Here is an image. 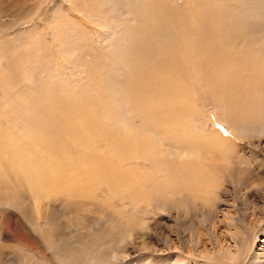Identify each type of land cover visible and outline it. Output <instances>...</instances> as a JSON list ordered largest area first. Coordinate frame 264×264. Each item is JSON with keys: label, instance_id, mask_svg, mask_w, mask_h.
<instances>
[{"label": "rangeland", "instance_id": "1", "mask_svg": "<svg viewBox=\"0 0 264 264\" xmlns=\"http://www.w3.org/2000/svg\"><path fill=\"white\" fill-rule=\"evenodd\" d=\"M153 1L0 0V147L8 141L0 164L17 149L38 156L36 169L46 170L42 158L61 164L58 185L44 193L26 182L27 166L19 188L11 178L12 189L0 186L20 200L0 201V264H264V0H161L151 12L156 30L146 21ZM193 40L198 54L178 62L181 85L189 83L179 93L184 113L149 118L145 99L136 113L130 84L141 68L172 42ZM211 42L223 58L208 52ZM209 71L239 84L230 108L214 97ZM66 118L81 141L70 130L65 148L50 128ZM133 131L140 145L154 142V157L136 155ZM104 133L113 141L102 142ZM128 144L130 164L121 160ZM100 162L127 182L103 180Z\"/></svg>", "mask_w": 264, "mask_h": 264}, {"label": "bare ground", "instance_id": "2", "mask_svg": "<svg viewBox=\"0 0 264 264\" xmlns=\"http://www.w3.org/2000/svg\"><path fill=\"white\" fill-rule=\"evenodd\" d=\"M156 5H154V6H151V7H148V18L146 19V21H147V24H148V26L150 27V28H153L154 30H156L155 28L158 26V22H156V21H154L153 19L155 18V15L154 14H151V12L152 11H154V10H156L155 9V7L160 3V5H161V3H162V1L160 0V2H156L155 0L153 1ZM159 8H162V10L165 8V6L164 7H159ZM175 17L177 18V15H175ZM168 18H169V21L172 23V17H169V16H167V15H165V20H168ZM202 19V18H201ZM179 21V20H178ZM196 21V20H195ZM176 23V22H175ZM200 23H203V20H200ZM163 25H164V23H162ZM168 24V23H167ZM192 24V23H191ZM183 25V28H184V24H182ZM134 27V26H133ZM185 27H186V24H185ZM135 28V27H134ZM152 29V30H153ZM195 29V28H194ZM212 32H214V31H212ZM138 35V34H137ZM186 35H187V33H186ZM194 35H195V30H194ZM161 36V35H160ZM199 36H201V34H199ZM205 36H206V34H205ZM199 39V37L196 39V40H198ZM201 39V38H200ZM203 39H204V35H203ZM202 39V40H203ZM206 39H207V37H206ZM192 40V39H191ZM189 41H190V39H189ZM191 42H193V43H191V44H184L183 45V43H179V42H176V43H171L170 44V46L168 47H164L162 50H160L159 52H157L156 54H152V56H154V57H157L156 58V61H155V63H151V64H149V65H146V66H144V67H142L141 68V71L138 73V75H137V81L132 85V83L130 84V86L132 87V88H135L136 89V97H134V98H132V101H134V103H137L136 105H137V107H138V109H137V111H136V113H139L140 111H141V108H144V102L142 101V100H146V103H148L150 106H151V110L150 111H146V116L147 117H149V118H151V117H156V116H162V115H164V112L166 111V110H171V109H173L174 108V110H175V115H177V113H179V114H183L184 113V110H180V108L178 107V105H179V102L178 101H180V99H179V93H180V91L181 90H183V89H186V86H188L189 85V83L188 84H186L185 82V84H182L181 85V79L184 77V75L186 74L185 72V69L183 70V69H181L179 66H181V65H179L178 64V62H179V60H182V57L183 58H187V56H186V52H188V54H189V52H196L195 51V40H193V41H191ZM198 42V41H197ZM196 42V43H197ZM202 42V41H201ZM179 43V44H178ZM207 43V42H206ZM212 44L211 45H207V47H208V49L210 50V51H208V49H207V51L209 52V53H215V52H219V55L221 56V58H223L225 55H223V51L225 50V49H223L222 50V46L220 45V44H215V43H213V42H211ZM217 43V42H216ZM210 44V43H209ZM204 45H202V47L201 48H198L197 50L202 54V52L205 50V47H203ZM161 47V46H160ZM206 47V48H207ZM129 51V50H128ZM140 53H141V51H140ZM204 53V52H203ZM144 54H146V53H144ZM196 54H198L197 52H196ZM195 54V56H197ZM147 55V54H146ZM151 56V57H152ZM191 58L193 57V58H195L194 56H193V54H191L190 53V55H189ZM206 56H207V54H206ZM189 57V58H190ZM185 58V59H186ZM132 59H134V58H132ZM190 60V59H189ZM210 62V64H209V66L211 65V66H216L215 65V63H214V61H209ZM264 63V62H263ZM207 65V64H206ZM135 67H137V66H135ZM202 67V66H201ZM207 67V66H206ZM261 67V66H260ZM197 68V67H196ZM199 68V67H198ZM205 68V67H204ZM211 69H212V67H210ZM217 69H218V67H216ZM262 68V67H261ZM203 69V68H202ZM263 69V68H262ZM206 71H207V69H206ZM256 71V70H255ZM260 71V70H259ZM211 71H209V73H210ZM222 72V71H221ZM224 72V71H223ZM218 73H220V72H218ZM263 73V72H262ZM208 74V73H207ZM211 74H212V72H211ZM209 75V74H208ZM212 75H214L211 79L213 80V82H214V88L212 89V93H213V95H214V97L216 98V99H219L221 102H225V104L227 105V107L228 108H230V103H229V101H231V99L233 100V99H235L234 97L237 95L236 93H233L232 92V90H233V87L236 89V90H238V87H236L237 85H239L238 83H235V82H224L223 81V79H220L218 76H217V74H212ZM210 76V75H209ZM255 78V77H254ZM127 79V78H126ZM130 79H131V77H130ZM136 79H134V80H136ZM254 81V80H253ZM180 86V87H179ZM253 86V85H252ZM122 95V94H121ZM186 98V97H185ZM131 104H133V103H131ZM84 105V104H83ZM48 108H50V107H48ZM79 108V107H78ZM80 109V108H79ZM106 109V108H105ZM82 110H83V108H82ZM85 110V109H84ZM86 110H87V107H86ZM47 111H49V110H47ZM88 112H89V110H88ZM101 112V111H100ZM103 113H105L104 112V110L102 111ZM101 112V113H102ZM43 113H46V112H43ZM80 113V112H79ZM82 113V112H81ZM171 113V112H170ZM169 113V114H170ZM89 114V113H88ZM87 114V115H88ZM141 114V113H140ZM46 115H47V113H46ZM101 115H103L104 116V114H101ZM100 115V116H101ZM142 115V114H141ZM145 115V114H144ZM81 116H82V114H81ZM84 116H86L85 114H84ZM91 116V114H89V116L88 117H90ZM143 116V115H142ZM145 116V117H146ZM184 116V115H183ZM44 117V119H45V116H43ZM86 118L85 117V121H86V124L87 125H89L91 122H93V120H92V117L89 119V118ZM95 117V115L93 116V118ZM98 117V116H97ZM101 118H102V116L101 117H99L98 119H100V120H98L97 118H96V120H98V121H100V122H102L101 121ZM104 118H106V116L104 117ZM104 118H102V120L104 119ZM143 118V117H142ZM171 118V117H170ZM170 118H168V119H170ZM43 119V118H42ZM67 120H65V121H62V120H60V121H57V123H55V124H52L51 125V128H50V130H51V132H54V136L55 137H57L59 134H61V136H60V138L61 139H63V140H65V142H64V147L66 148V147H69V146H71V134H69L70 133V130H72L73 131V138H72V140H74V141H76L77 139H78V135H79V133H77V131L79 130V129H77L76 128V123L74 124L75 126H72V124H71V122H70V119H69V121H68V118H66ZM72 119V118H71ZM145 119V118H144ZM152 119H154V118H152ZM172 119V118H171ZM95 120V119H94ZM175 120V119H174ZM180 120V119H179ZM72 121V120H71ZM78 121V120H77ZM105 121V120H104ZM171 121V123H172V120H170ZM79 122V121H78ZM82 123H85V122H83V121H81ZM81 122H79V123H81ZM97 122V121H96ZM146 122V121H145ZM79 123H77V125L79 126ZM97 123H99V122H97ZM105 123V122H104ZM157 123H158V121H157ZM156 123V124H157ZM170 123V124H171ZM181 123V122H180ZM71 124V125H70ZM93 123H91V125H92ZM100 124V123H99ZM106 124V123H105ZM145 124V123H144ZM86 125V126H87ZM91 125H90V127H91ZM101 125V127L102 126H104V125H102V123L100 124ZM148 125H149V123H148ZM152 125H155V122L153 121V124ZM151 125V126H152ZM173 126L172 127H174V125H180L179 123L177 124V121H176V124H172ZM150 126V125H149ZM150 126V127H151ZM156 126V125H155ZM154 126V127H155ZM178 126H176L177 127V129H178ZM89 127V126H88ZM159 127H161V126H159ZM176 127H174V128H176ZM183 127V126H182ZM187 127V126H186ZM92 128V127H91ZM93 128H95V126L93 125ZM104 128H107L106 126L104 127ZM153 128V127H152ZM156 128H158V127H156ZM162 128V127H161ZM160 128V129H161ZM173 128V129H174ZM83 129V128H82ZM89 129L90 128H88V129H84V131L85 130H88L89 131ZM96 129V128H95ZM168 129V128H167ZM94 130V129H93ZM105 130V129H104ZM107 130V129H106ZM106 130H105V132H106ZM157 130V129H156ZM162 130H163V128H162ZM161 130V131H162ZM183 130V129H182ZM95 131V130H94ZM100 131H103V128H102V130L100 129L99 130V132ZM108 131V130H107ZM158 131H159V128H158ZM164 131H165V128H164ZM168 131V130H167ZM172 131H174V130H172ZM178 131V130H177ZM90 132H92V130L90 131ZM98 132V133H99ZM104 132V131H103ZM134 132V131H133ZM56 133V134H55ZM102 133V132H101ZM100 133V134H101ZM135 133V132H134ZM131 133L130 135H128V133H127V135H128V137H126V138H128V140H129V143H131L130 142V140H132L133 139V141L135 142L134 143V146L136 145V146H140L139 148H137V150L139 151V153L138 154H136L138 157H142L143 158V155H144V157H147V156H145V155H147V153L150 151H152L153 153H154V151L156 152V150H157V148H156V145H153L154 144V142H151V141H148L147 140V138L143 141V143H142V145H140L139 143H138V140H139V138H137V135L139 134L138 132L137 133ZM163 134H164V132H162ZM68 134H69V136H68ZM51 135V134H50ZM90 135H92V134H90ZM95 135H96V133H95ZM115 135V134H114ZM177 135V134H176ZM104 136V137H103ZM102 136V138H103V140H102V138H101V140H102V142L103 141H113L112 140V137L111 136H109V134L108 133H104V135ZM2 137V136H1ZM0 137V138H1ZM92 137H93V135H92ZM99 136H97V138H98ZM124 137L125 136H122V140H125L124 139ZM138 137H139V135H138ZM186 137L187 136H181V134L179 135L178 134V136H177V140H180V141H182V142H184L185 144H188V142H187V139H186ZM52 138V137H51ZM69 138V139H68ZM97 138L95 139V137H94V139H95V141L97 140ZM189 138V137H188ZM90 139H91V136H90ZM90 139H89V141H90ZM94 139H92V140H94ZM3 140V139H2ZM1 140V141H2ZM53 140H55L54 138H53ZM53 140H51V141H53ZM121 140V141H122ZM151 140V139H150ZM184 140V141H183ZM79 141H81V138H80V140H77L76 141V143L77 142H79ZM88 141V142H89ZM95 141H93V142H95ZM4 142V143H3ZM3 144L1 145L2 147H0V149H5V147L7 148L8 147V143H6V142H8V141H5V140H3ZM31 142H33V143H38V144H41V145H45V138H43L41 141L38 139V140H31ZM54 142V141H53ZM97 142V141H96ZM100 142V141H99ZM62 143H63V141H62ZM80 143V142H79ZM85 143H86V140H85ZM115 144H116V142H114ZM128 143V142H127ZM78 144V143H77ZM112 144V143H111ZM118 144V143H117ZM117 144H116V146L115 147H117ZM132 144H133V142H132ZM132 144H128V145H126V146H128L129 147V149L127 148V147H125V146H122V148L123 147H125V148H127L128 150L126 151V154H124V155H122L123 157H122V159L121 160H123L124 159V161H126L127 160V162H128V164H130V161L128 160V159H133L132 157H133V152H134V146H132ZM157 144V143H156ZM89 148H91L90 147V145H89V143H87L86 144ZM121 146V145H120ZM57 147V146H56ZM63 147V148H64ZM52 148H53V146H45L43 149L45 150V151H47L48 153H51V150H52ZM58 148V147H57ZM88 148V149H89ZM119 148V147H118ZM117 148V149H118ZM153 149V150H152ZM155 149V150H154ZM20 149H17V150H15L14 152H13V154H14V156H12V158L10 159V160H7V162L8 163H5L6 165H3V164H0V165H3V167L0 169V170H2V172H4V175H1V173H0V186H2V187H6V185L8 186V187H10V185H8V184H6L7 183V181L11 178L12 180H13V183L16 185V187L17 188H19L20 186H21V184L24 182V178L21 176H18V174H20L21 172H23L24 173V171H23V169L22 168H24V166H27V169H25V172L27 171L28 172V175L26 176V182L28 183V182H31V183H29V184H37L38 185V188L39 189H43L41 192H45V191H47V186H51V187H54V185L56 186V185H58L57 184V181L55 180V178L53 177V175L55 174V173H58V171L61 169V164H60V160H59V163H58V161H56V159H54V158H48V159H44V158H42L43 159V161H40V165L41 166H44V168H46V170L45 171H42V169H36L37 168V160L39 161V158H37L36 159V154H34V153H32V155L30 156V157H28L27 159H25V157L23 156V154H21L22 152H20V153H18V151H19ZM67 150H68V148H67ZM85 151V150H84ZM118 151V150H117ZM121 151H122V149H121ZM159 151V150H158ZM123 152H125V151H123ZM152 152L150 153L151 154V156H153V154H152ZM65 153H66V151H65ZM64 153V154H65ZM68 154V153H67ZM66 154V155H67ZM85 154V153H84ZM120 154V153H119ZM156 153H154V155H155ZM65 155V156H66ZM90 155V154H89ZM38 157V156H37ZM91 157V156H90ZM138 157H134V158H138ZM154 157V156H153ZM69 158V157H68ZM117 158V157H116ZM115 159V158H114ZM145 159V158H144ZM149 159V158H148ZM3 161V159H0V163ZM120 161V160H119ZM35 163V165H33L32 163ZM62 162V161H61ZM97 163V162H96ZM101 164H100V169H99V171H100V175H103V180H106L107 182H108V180H112V182L113 181H115L117 184L121 181V180H123L122 182H124V180L126 181V179H125V177H123V175L121 174V173H123L121 170V173L119 172V170L117 169L116 171H117V173L114 175V178L113 177H108V175L104 172L106 169H105V166L102 164V162H100ZM74 166V165H73ZM78 166V165H77ZM130 166V165H129ZM32 167H34L35 169H36V171H32V173L35 175V176H33V175H31V174H29L30 172H31V168ZM33 168V169H34ZM90 168V167H89ZM98 168V167H97ZM9 169V172H7V170ZM131 169V168H130ZM129 169V170H130ZM5 170V171H4ZM73 170V169H72ZM92 170V169H91ZM132 170H133V168H132ZM81 172V171H80ZM128 172V174L130 173L129 171H127ZM126 172V173H127ZM132 172V171H131ZM83 173V172H82ZM127 174V175H128ZM133 175V174H132ZM137 175V174H136ZM112 176V175H111ZM58 178H59V176H57ZM108 179V180H107ZM128 179V178H127ZM10 182V181H9ZM127 182V181H126ZM128 182H130V181H128ZM132 182V181H131ZM130 182V183H131ZM71 183V182H70ZM125 183V182H124ZM5 184V185H4ZM114 184V183H113ZM133 184V182L131 183V185ZM135 184V183H134ZM133 184V187H135L136 185H134ZM125 185V184H124ZM11 186H12V184H11ZM68 186V185H67ZM110 186V185H109ZM108 186V187H109ZM117 186V185H116ZM126 186V185H125ZM29 187V186H28ZM74 187V186H73ZM76 187V186H75ZM79 187V186H78ZM132 187V188H133ZM7 188V187H6ZM11 189H12V187H10ZM64 188V187H63ZM69 188H71V186H69ZM58 189V188H57ZM60 189V188H59ZM2 190V189H1ZM5 190H7V189H5ZM18 190V189H17ZM125 190V189H124ZM123 190V191H124ZM133 190V189H132ZM3 191H4V189H3ZM8 191V190H7ZM14 191V190H13ZM31 191V190H30ZM70 191V190H69ZM117 192V191H116ZM125 192V191H124ZM16 193V192H15ZM83 193V192H82ZM122 193V192H121ZM115 194V193H114ZM121 196V195H120ZM9 197H11V198H9ZM16 199V200H15ZM6 200H10V202H13V203H16L17 201H20V200H18V197L17 198H15V196H13V194L12 195H10V194H7L6 192H4V193H0V201L1 202H3V201H6ZM18 204V203H17ZM76 205H78L79 203H75ZM83 204V203H82ZM86 204V203H85ZM71 206L73 207V205L71 204ZM21 207L24 209V210H26L25 208H26V206H25V204L23 203V202H21ZM25 207V208H24ZM71 209H69V211H70ZM36 211H37V209H36ZM24 212V211H23ZM49 216L47 215V213L46 214H44L43 215V219H46V218H48ZM51 220V219H50ZM35 221H37V220H35ZM44 221H46V220H44ZM69 222V221H68ZM48 223V222H47ZM67 226V225H66ZM51 228V227H50ZM57 230V229H56ZM42 236H45V235H42ZM46 237V236H45ZM50 241V240H49ZM66 242V241H65ZM50 243V242H49ZM48 247V246H47ZM51 247V246H50ZM56 247H59V246H56ZM63 247V246H62ZM52 248V247H51ZM54 248V247H53ZM50 249V248H49ZM51 250V249H50ZM56 250H58V248L56 249Z\"/></svg>", "mask_w": 264, "mask_h": 264}]
</instances>
